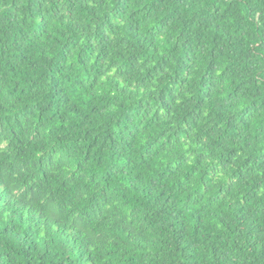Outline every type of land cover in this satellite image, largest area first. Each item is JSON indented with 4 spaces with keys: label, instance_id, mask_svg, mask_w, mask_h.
I'll use <instances>...</instances> for the list:
<instances>
[{
    "label": "clouds",
    "instance_id": "9594fccd",
    "mask_svg": "<svg viewBox=\"0 0 264 264\" xmlns=\"http://www.w3.org/2000/svg\"><path fill=\"white\" fill-rule=\"evenodd\" d=\"M0 264H264V0H0Z\"/></svg>",
    "mask_w": 264,
    "mask_h": 264
}]
</instances>
